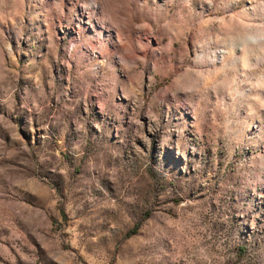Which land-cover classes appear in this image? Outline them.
<instances>
[{
    "label": "rangeland",
    "instance_id": "374dc122",
    "mask_svg": "<svg viewBox=\"0 0 264 264\" xmlns=\"http://www.w3.org/2000/svg\"><path fill=\"white\" fill-rule=\"evenodd\" d=\"M0 264H264V0H0Z\"/></svg>",
    "mask_w": 264,
    "mask_h": 264
}]
</instances>
